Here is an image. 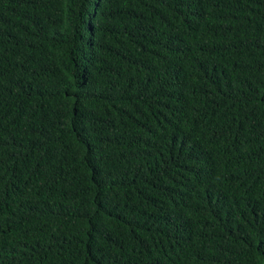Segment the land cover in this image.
Here are the masks:
<instances>
[{
	"label": "trees",
	"instance_id": "trees-1",
	"mask_svg": "<svg viewBox=\"0 0 264 264\" xmlns=\"http://www.w3.org/2000/svg\"><path fill=\"white\" fill-rule=\"evenodd\" d=\"M0 264H264V0H0Z\"/></svg>",
	"mask_w": 264,
	"mask_h": 264
}]
</instances>
